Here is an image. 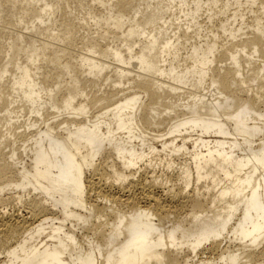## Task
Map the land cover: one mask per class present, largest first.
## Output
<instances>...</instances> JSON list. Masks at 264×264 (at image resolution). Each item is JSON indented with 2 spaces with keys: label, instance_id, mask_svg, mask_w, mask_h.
Listing matches in <instances>:
<instances>
[{
  "label": "bare ground",
  "instance_id": "1",
  "mask_svg": "<svg viewBox=\"0 0 264 264\" xmlns=\"http://www.w3.org/2000/svg\"><path fill=\"white\" fill-rule=\"evenodd\" d=\"M0 264H264V0H0Z\"/></svg>",
  "mask_w": 264,
  "mask_h": 264
},
{
  "label": "rangeland",
  "instance_id": "2",
  "mask_svg": "<svg viewBox=\"0 0 264 264\" xmlns=\"http://www.w3.org/2000/svg\"><path fill=\"white\" fill-rule=\"evenodd\" d=\"M157 169H158V170H160V168H157ZM158 170H157V172H159ZM10 207H11V208H10ZM17 207H18V208H20V206H19V205H17ZM17 207H16V208H17ZM12 208H13V207H12V205H8V206L6 207V210H9V211H11V210H12ZM10 209H11V210H10ZM13 209H15V208H13ZM19 210H20V213H22V209H19Z\"/></svg>",
  "mask_w": 264,
  "mask_h": 264
}]
</instances>
